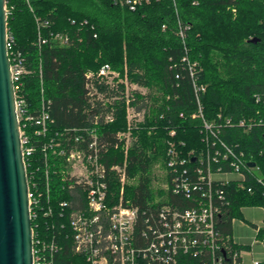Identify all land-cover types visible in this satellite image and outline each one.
Segmentation results:
<instances>
[{"label":"trees","instance_id":"1","mask_svg":"<svg viewBox=\"0 0 264 264\" xmlns=\"http://www.w3.org/2000/svg\"><path fill=\"white\" fill-rule=\"evenodd\" d=\"M174 3L159 0L130 11L113 0H6V31L13 43L8 58L12 64L11 56L19 55L25 71L14 82L16 97L24 99L30 113H36L43 103L54 130L80 129L91 123L94 105L103 109L102 101H108L107 108L114 107L115 120L103 126V131L112 144V133L126 130V101L136 110L145 108L143 130L135 133L137 139L132 140L125 168L136 182L125 187L124 198L137 207L152 199L151 170L156 162L163 165L170 130L176 133L172 141L181 142L184 151L204 148L201 122L191 118L196 100L184 56L197 64V84L205 86L200 101L207 120L218 114L233 121L257 110L264 114V105L254 99V95H264V0ZM176 13L190 25L184 43L177 36ZM50 33L67 34L69 44L59 46ZM38 35L44 43L38 44ZM252 39L258 41L251 43ZM103 64L145 92H126L122 82L111 87L103 81L93 82L92 91L86 86L85 74L96 72ZM263 130V126L247 133L224 128L220 138L254 161L264 179ZM39 155L37 151L33 158L37 166L41 165ZM115 155L110 152L111 162L122 166L121 153L117 150ZM57 182L53 178L50 186L53 202L66 199ZM226 194L229 213L222 216L218 227L229 234L231 219L240 215L239 210L264 206V196L257 187L247 193L234 184L226 188ZM166 199L188 206L187 201L168 193ZM57 218L40 219L39 233L46 239L59 230ZM75 261L64 245L56 264Z\"/></svg>","mask_w":264,"mask_h":264},{"label":"built area","instance_id":"2","mask_svg":"<svg viewBox=\"0 0 264 264\" xmlns=\"http://www.w3.org/2000/svg\"><path fill=\"white\" fill-rule=\"evenodd\" d=\"M113 1L135 11L159 0ZM172 2L175 6L174 0ZM231 11L235 14L234 8ZM42 24L48 25L47 22ZM189 29L190 25L177 16V36L182 43ZM50 37L59 46H67L70 42L65 33H50ZM44 42L38 38V44ZM12 44L6 31L7 57ZM11 59L15 111L27 181L32 264H56L64 245L76 257L73 264H264L263 260L253 256L247 245L236 242L231 233H223L218 227L222 216L229 213L226 188L231 184L247 193L257 187L264 196L260 167L220 138L224 128L236 127L245 133L255 127L264 128L261 111L235 121L221 117V114L207 120L200 101L205 86L197 84V64L184 56L182 60L186 63L196 100V111L191 118L201 122L204 148L198 152L184 151L181 142L177 145L172 141L176 133L170 130L158 175L160 184L153 188L158 189L144 207H137L124 198L125 187L133 184L125 168L133 140L132 130L136 129V123L144 120L145 108L136 110L126 101V130L112 133V144L103 131V126L115 120L114 107L107 108L108 101H102L103 109L94 105L96 114L89 125L80 129L54 130L51 127L53 120L43 103L36 113H30L24 99L16 97L18 86L15 87L14 82L25 71L19 55L11 56ZM85 79L91 90L96 81L111 87L122 82L126 92L138 90L144 93L136 85L121 80L109 64L101 65L96 72L88 71ZM254 99L264 105V95H254ZM89 102L93 105V101ZM117 150L123 157L122 166L110 160V152L114 157ZM37 151L41 153L40 166L33 160ZM250 162L254 165L249 166ZM53 178L58 181L66 199L51 201ZM167 193L187 201L188 206L168 202ZM253 207L264 213L263 205ZM55 217H58L59 230L51 239H46L39 233L40 219ZM233 222L232 218L231 224ZM252 229L255 234L252 243L264 247V240L257 239L264 226L262 229L253 225Z\"/></svg>","mask_w":264,"mask_h":264},{"label":"water","instance_id":"3","mask_svg":"<svg viewBox=\"0 0 264 264\" xmlns=\"http://www.w3.org/2000/svg\"><path fill=\"white\" fill-rule=\"evenodd\" d=\"M6 18L5 0H0V264H32L27 181L7 57Z\"/></svg>","mask_w":264,"mask_h":264},{"label":"rangeland","instance_id":"4","mask_svg":"<svg viewBox=\"0 0 264 264\" xmlns=\"http://www.w3.org/2000/svg\"><path fill=\"white\" fill-rule=\"evenodd\" d=\"M145 92V90H144ZM145 123L144 120H140L138 123H136L137 127L134 132H132V138H135L137 135L136 132L143 130V124ZM149 134V132L147 133ZM137 139V137L135 138ZM161 164L160 162H156V164L153 165L151 170V187L152 189L155 187H158V184H160V180L158 179V175L161 172ZM133 179V180H132ZM133 184L136 182V178H131ZM131 184V185H133ZM158 189V188H157ZM152 192L154 194V190ZM242 216H234L233 217V225H232V236L233 239L240 243L243 242L245 245H247L248 250L252 252L253 256L259 260L264 261V247L260 246L259 244L252 243L253 238L255 237L252 226L256 225L263 229V222H264V213L261 209L257 207H243L239 210ZM239 221L242 223V227L239 226ZM245 227V228H244ZM242 230V232H240ZM241 237V240L238 238ZM264 230H262L261 234L257 237L258 240H264ZM240 240V241H239Z\"/></svg>","mask_w":264,"mask_h":264},{"label":"crops","instance_id":"5","mask_svg":"<svg viewBox=\"0 0 264 264\" xmlns=\"http://www.w3.org/2000/svg\"><path fill=\"white\" fill-rule=\"evenodd\" d=\"M239 216H242L241 213H240ZM233 223H234V222H233ZM233 223L231 224V235H232V225H233ZM242 224H244V223H242L241 221H239V224H238V225L242 227ZM244 228H245V227H244ZM252 231H253V229H252ZM240 232H242V230H241ZM253 233H254V232H253ZM254 235H255V234H254ZM238 238L241 240V237L238 236ZM240 240H239V241H240ZM240 243L244 244L243 242H240ZM244 245H245V244H244Z\"/></svg>","mask_w":264,"mask_h":264}]
</instances>
